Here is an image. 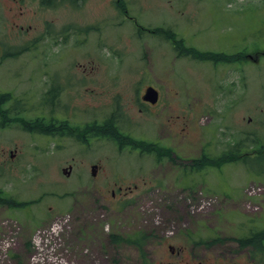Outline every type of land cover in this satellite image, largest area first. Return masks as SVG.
<instances>
[{
    "label": "rangeland",
    "instance_id": "1",
    "mask_svg": "<svg viewBox=\"0 0 264 264\" xmlns=\"http://www.w3.org/2000/svg\"><path fill=\"white\" fill-rule=\"evenodd\" d=\"M42 1L0 0V92L45 123L103 124L118 108L116 127L172 158L0 126L2 194L41 195L0 204V264H264L236 239L264 229V0ZM149 84L160 98L139 111ZM222 152L243 154L190 168ZM139 231L140 248L110 238Z\"/></svg>",
    "mask_w": 264,
    "mask_h": 264
},
{
    "label": "trees",
    "instance_id": "2",
    "mask_svg": "<svg viewBox=\"0 0 264 264\" xmlns=\"http://www.w3.org/2000/svg\"><path fill=\"white\" fill-rule=\"evenodd\" d=\"M241 54H242L241 52L235 53L234 54L235 56L233 55V58H239V57L241 58L243 56ZM202 56H204V57L209 56V58H213L215 60L216 59H221V60L228 61L229 59H231L232 55H225L224 53H216L215 55L214 54L211 55V54H204L203 53ZM6 97H7V95H1L0 96V100L5 99ZM22 124H24L23 121H22ZM32 124L33 125L36 124V121H34V122L28 121V123H27L28 127L30 125H32ZM92 128H93V126H92ZM113 134L116 136V137L115 136L114 137L117 140H118L119 136L123 135V133H121V132H120V134L119 133H115V132ZM139 142L140 141H134V140L132 141V140H130L127 143L131 144V145H133L135 147L136 146L135 144H138ZM145 145H148V146H145ZM145 145H144L145 149H147L148 151L154 150L155 153L157 154V157L163 154V155H167L168 158H172L170 156L169 149L167 147H163V146L162 147H159V146L156 147L154 144H151V143H147ZM231 157H229V156H223V157L220 156L216 163L219 164V163L223 162L224 160L231 159ZM158 158H160V157H158ZM193 162L195 164H197L196 166H202L206 161H205V159L203 157V158H200V159H193ZM207 163H210V161L207 162ZM207 163H205V164H207ZM0 202H4V200L2 199L1 196H0ZM145 235L146 234L143 233V232H139L138 234H136L135 237H130V236L121 237V236H118L116 234H110V238H111V240H115V241H122V240L123 241H132L135 244H137V246L140 248V247H142L141 246L142 245L141 242H142V239L145 237ZM237 241H238V244L240 246H250V247L254 248L255 251H257V253H258V252H260L262 250V248H264V230L253 232L247 237L237 238ZM141 252H142V249H141ZM143 255H144V253L141 256H143Z\"/></svg>",
    "mask_w": 264,
    "mask_h": 264
},
{
    "label": "water",
    "instance_id": "3",
    "mask_svg": "<svg viewBox=\"0 0 264 264\" xmlns=\"http://www.w3.org/2000/svg\"><path fill=\"white\" fill-rule=\"evenodd\" d=\"M157 92L155 89L149 87L147 90H146V93L144 96L145 99H148L150 100L151 102H154L156 100V97H157Z\"/></svg>",
    "mask_w": 264,
    "mask_h": 264
},
{
    "label": "flooded vegetation",
    "instance_id": "4",
    "mask_svg": "<svg viewBox=\"0 0 264 264\" xmlns=\"http://www.w3.org/2000/svg\"><path fill=\"white\" fill-rule=\"evenodd\" d=\"M139 97H138V102H137V104L138 105H141V106H143V107H145V108H150V107H152V105H155V103L154 104H150V103H148V102H146V101H141V99H140V101H139ZM54 127V126H53Z\"/></svg>",
    "mask_w": 264,
    "mask_h": 264
}]
</instances>
